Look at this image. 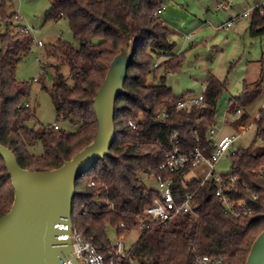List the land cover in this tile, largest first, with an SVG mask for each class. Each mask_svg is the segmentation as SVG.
I'll return each mask as SVG.
<instances>
[{
	"label": "trees",
	"instance_id": "16d2710c",
	"mask_svg": "<svg viewBox=\"0 0 264 264\" xmlns=\"http://www.w3.org/2000/svg\"><path fill=\"white\" fill-rule=\"evenodd\" d=\"M49 1L46 21L66 18L79 45L61 37L50 42L52 49L46 51L50 60L42 65L36 80L47 88V67L53 68L52 86L47 89L57 121H68L77 129L66 130L58 123L35 129L28 124L37 120L29 100L33 81L18 79L16 71L36 41L22 30L32 28L21 25L18 30L0 34V142L29 170H51L70 159L95 138L98 122L94 98L120 46L131 36L135 38L125 94L116 101V137L111 154L80 174L72 214L77 230L108 253L111 239L107 228L112 227L116 236L131 230L120 224L130 223L150 202L155 189L148 187L143 177L160 171L166 152L173 147L175 133L180 152L198 148L205 156H212L215 147L210 129L216 130L218 101L228 80L211 75L199 95L192 91L176 95L167 84V75L179 72L186 56V52H173L170 29L155 16L157 9L170 0ZM232 4L233 0L229 7ZM261 8L264 6L255 7L250 22L253 37L264 35ZM0 15L3 21L9 17L7 0H1ZM39 47H45V43ZM65 66L69 75L63 73ZM149 76L153 79L150 83ZM263 81L264 68L256 81L244 83L242 95L234 99L242 115L233 124L239 127L248 121L245 109L264 96ZM200 95L203 107L192 105L177 110L178 100ZM259 113L254 123L258 136L263 137L264 109ZM130 120L138 124L137 129L129 125ZM255 145L256 141L230 152V173L222 174L225 179L237 176L233 198H244L250 204V213L246 217L231 215L216 196L213 182L202 183L203 178L185 180L193 169L190 164L176 173L167 172L174 178L177 201L193 194L192 211L178 214L168 226L156 223L139 231L138 241L126 246L137 264H192L198 255L245 264L252 243L264 229V171H259L264 165V148L255 151ZM13 200L11 178L0 156V217L9 211ZM119 264L130 262L124 259Z\"/></svg>",
	"mask_w": 264,
	"mask_h": 264
},
{
	"label": "rangeland",
	"instance_id": "374dc122",
	"mask_svg": "<svg viewBox=\"0 0 264 264\" xmlns=\"http://www.w3.org/2000/svg\"><path fill=\"white\" fill-rule=\"evenodd\" d=\"M256 0H233L232 6L227 10L217 8L223 0H170L168 8L162 15L163 22L169 27L171 42L175 43L173 52H186L182 68L177 73L167 75V84L176 95L192 91L199 95L203 91V84L211 75L228 80L227 89L218 101V115L216 130L222 134H239L235 150L249 147L256 141L255 151L264 148V136H258V127L254 119L259 114L264 103V96L259 98L245 111L249 119L243 124L241 131L238 125L223 124L224 115L230 120L235 117L238 108L234 99L243 93L244 82L257 80L264 68V35L253 37L250 30L256 6ZM1 3V0H0ZM256 4V5H255ZM50 7L49 0H7V15L5 21L0 15V34L7 30H18L21 25L29 26L36 30L32 34L36 40H42L45 47H39L36 42L32 51L20 61L16 74L21 80L33 81L30 93V103L35 109L37 120L28 124L35 129L58 123L62 128L76 131L77 127L68 121H57V112L54 102L47 88L52 86L53 68L47 67V76L43 88L39 77L42 65H45L50 56L46 53L51 50L50 42L57 37L73 42L77 47L79 43L73 39L69 22L66 18L57 21H46V11ZM251 10L252 16L233 22L226 31L219 27L231 18L240 15L244 10ZM40 58L41 61L37 59ZM232 68V69H231ZM63 73L69 75L68 67H63ZM148 77V82L152 81ZM264 88V81H263ZM264 129V121L262 123ZM206 164L194 167L185 175V180L203 178L206 173ZM231 170L230 151L222 155L215 164L218 174H228ZM143 181L150 188H156L157 183L153 177L144 176ZM111 240L117 238L112 227L107 228ZM139 231L128 230L124 233V243L131 246L138 241Z\"/></svg>",
	"mask_w": 264,
	"mask_h": 264
},
{
	"label": "water",
	"instance_id": "95a60500",
	"mask_svg": "<svg viewBox=\"0 0 264 264\" xmlns=\"http://www.w3.org/2000/svg\"><path fill=\"white\" fill-rule=\"evenodd\" d=\"M134 52L135 38L131 36L111 61L94 98L95 138L60 166L51 170L23 168L14 152L0 142V156L14 189L13 203L0 217V264H61L64 255H72L68 264H83L75 255L71 236L76 186L83 171L111 154L116 101L125 94ZM65 234L69 237H60ZM245 264H264V229L252 243Z\"/></svg>",
	"mask_w": 264,
	"mask_h": 264
},
{
	"label": "built area",
	"instance_id": "2783aa9c",
	"mask_svg": "<svg viewBox=\"0 0 264 264\" xmlns=\"http://www.w3.org/2000/svg\"><path fill=\"white\" fill-rule=\"evenodd\" d=\"M231 3L232 0H223V2L218 3L217 8L227 9ZM262 5L264 6V4ZM164 9L165 5H162L155 12V16L160 17ZM260 13H264V8L260 9ZM251 16V10L248 9L242 14L233 17L231 20L227 21V23L221 25L219 28L221 30H227L233 25V22L240 21L243 18H249ZM22 30L30 33L31 35L36 32V30H32L27 27H23ZM34 39L39 46L43 45L42 40H36V38ZM37 60H39V58ZM192 105L203 107V95H200L198 97H183L182 99L177 101L176 108L177 110H180L189 108ZM262 107H264V103ZM241 115L242 110H236L235 120H238ZM259 118L260 113L256 116L255 119ZM229 120L230 119L227 117V115H224L222 118L223 124L227 123ZM129 125L134 129L138 128V124L134 120H130ZM239 127L241 131L244 130L243 125ZM55 128H58V125H55ZM210 136L213 139L212 144L215 147V151L211 157H207L198 148L189 153L180 152L179 143L176 139V133L173 135V147L166 152L165 162L159 167L160 171L157 174L149 173L145 175L153 177L157 183L155 193L151 196L150 202L144 207L141 213L133 217L130 223L122 222L120 224L121 228L126 229L127 227H129L131 229H136L137 231H143L146 229H150L156 223H163L165 226H168L169 222L178 214L192 211L193 194L188 193L183 200L177 201L173 189L174 178L172 175L165 174L167 172L176 173L189 164L192 165L193 168L200 164L207 165L206 173L202 179V183L210 181L216 185V196L223 202L227 211L231 215H234L235 217H246L250 213V204L244 198H233V192L237 193V188H234V183L237 181V176H230L225 179L222 174H218L215 171V164L220 160L222 155L226 152H232L235 150L240 135H221L219 131L211 128ZM259 171H264V165ZM92 184H95V182H92ZM107 203H109L110 208H113L112 203L108 201ZM64 226L68 227V225ZM125 232L117 235L116 239L111 240L108 253H104L103 251H101L98 245H95L94 242L86 238V236L82 232L78 231L77 228L73 225L71 236L73 238V248L75 255L82 259L83 264H119L124 259L129 260L130 264H137L131 253L127 251V247L123 241ZM60 237L68 238L69 236L65 234ZM71 258L72 255H64V260L61 264L71 263ZM192 264L228 263H226L222 258L212 257L208 255H198L195 256Z\"/></svg>",
	"mask_w": 264,
	"mask_h": 264
},
{
	"label": "crops",
	"instance_id": "0c3cea01",
	"mask_svg": "<svg viewBox=\"0 0 264 264\" xmlns=\"http://www.w3.org/2000/svg\"><path fill=\"white\" fill-rule=\"evenodd\" d=\"M166 3H167V2H166ZM166 3H165V9H164V11L161 13V15H160L161 20H162V15L166 12V10H167V8H168V5H167ZM255 3L257 4V3H261V2H260L259 0H256ZM256 4H255V5H256ZM262 4H264V3H262ZM246 10H247V9H246ZM246 10H244V11H246ZM244 11H243V12H244ZM243 12H242V13H243ZM242 13H241V14H242ZM249 19H250V22H251V18H249ZM250 22H249V25H250ZM223 31H226V30H223ZM249 31L251 32V25H250V30H249ZM254 81H256V80H254ZM254 81H250V82H254ZM245 82H246V81H245ZM245 82H244V83H245ZM205 83H206V82H204V84H203V88H204V86H205ZM234 120H235V118H234L233 120H229L227 123L230 122L231 124H233V123H234ZM227 123H225L224 125H226ZM234 125H235V124H234ZM221 134H222V133H221ZM223 135H227V134H223Z\"/></svg>",
	"mask_w": 264,
	"mask_h": 264
}]
</instances>
